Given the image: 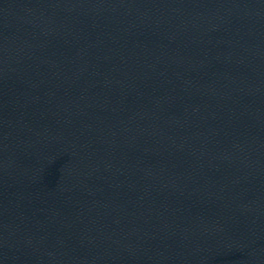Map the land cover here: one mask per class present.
Wrapping results in <instances>:
<instances>
[{
  "label": "water",
  "instance_id": "obj_1",
  "mask_svg": "<svg viewBox=\"0 0 264 264\" xmlns=\"http://www.w3.org/2000/svg\"><path fill=\"white\" fill-rule=\"evenodd\" d=\"M0 264H264V0H0Z\"/></svg>",
  "mask_w": 264,
  "mask_h": 264
}]
</instances>
